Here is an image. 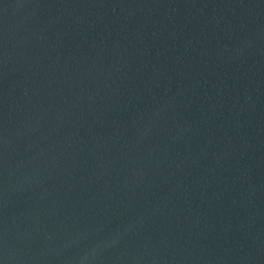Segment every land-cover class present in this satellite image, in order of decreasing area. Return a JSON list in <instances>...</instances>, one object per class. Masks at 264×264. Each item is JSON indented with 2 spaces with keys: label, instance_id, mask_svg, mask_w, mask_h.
Returning <instances> with one entry per match:
<instances>
[{
  "label": "water",
  "instance_id": "water-1",
  "mask_svg": "<svg viewBox=\"0 0 264 264\" xmlns=\"http://www.w3.org/2000/svg\"><path fill=\"white\" fill-rule=\"evenodd\" d=\"M0 264H264V0H0Z\"/></svg>",
  "mask_w": 264,
  "mask_h": 264
}]
</instances>
